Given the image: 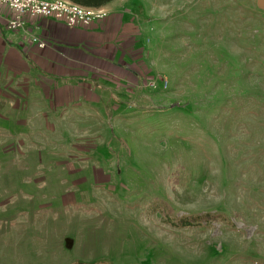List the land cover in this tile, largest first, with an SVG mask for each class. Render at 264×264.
I'll use <instances>...</instances> for the list:
<instances>
[{
    "label": "rangeland",
    "instance_id": "rangeland-1",
    "mask_svg": "<svg viewBox=\"0 0 264 264\" xmlns=\"http://www.w3.org/2000/svg\"><path fill=\"white\" fill-rule=\"evenodd\" d=\"M156 6L139 86L0 130V264H264V0Z\"/></svg>",
    "mask_w": 264,
    "mask_h": 264
},
{
    "label": "crops",
    "instance_id": "crops-1",
    "mask_svg": "<svg viewBox=\"0 0 264 264\" xmlns=\"http://www.w3.org/2000/svg\"><path fill=\"white\" fill-rule=\"evenodd\" d=\"M150 6L156 9V0H113L102 7L107 18L88 26L69 27L53 16H27L20 30L7 27L14 13L1 8L0 130L26 127L32 121L26 114L42 115L44 124L57 120L51 115L63 114V107L82 98L93 102L101 97L97 93L110 98L107 82L112 80L139 86L138 69L145 58L141 37L148 26L154 28ZM33 37L47 47L40 48ZM129 85L123 86L131 90Z\"/></svg>",
    "mask_w": 264,
    "mask_h": 264
},
{
    "label": "built area",
    "instance_id": "built-area-1",
    "mask_svg": "<svg viewBox=\"0 0 264 264\" xmlns=\"http://www.w3.org/2000/svg\"><path fill=\"white\" fill-rule=\"evenodd\" d=\"M1 8H8L14 13L13 17L7 21V27L11 30L23 29L27 16H53L64 20L69 27L88 26L94 21L103 20L108 16V12L104 8L83 7L69 0H0ZM31 39L40 48L47 47V42L39 37ZM152 85L154 86L155 83L153 82Z\"/></svg>",
    "mask_w": 264,
    "mask_h": 264
},
{
    "label": "trees",
    "instance_id": "trees-1",
    "mask_svg": "<svg viewBox=\"0 0 264 264\" xmlns=\"http://www.w3.org/2000/svg\"><path fill=\"white\" fill-rule=\"evenodd\" d=\"M69 1H71L75 4H78L80 6H83V7L102 8L113 0H69ZM197 218H202L203 221L206 220V222H208L209 220L216 218V216L210 215V214L201 215L200 217H194V218H191L189 220H183L184 219V216H183L180 218L181 222L175 223V224L180 226V227H194V226H197V224H199V223H196Z\"/></svg>",
    "mask_w": 264,
    "mask_h": 264
}]
</instances>
